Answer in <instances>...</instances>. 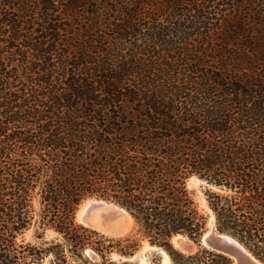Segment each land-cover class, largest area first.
Wrapping results in <instances>:
<instances>
[{
    "label": "trees",
    "instance_id": "trees-1",
    "mask_svg": "<svg viewBox=\"0 0 264 264\" xmlns=\"http://www.w3.org/2000/svg\"><path fill=\"white\" fill-rule=\"evenodd\" d=\"M192 174L216 187L218 230L264 261V0H0V264L87 247L114 264L76 220L91 196L178 253L174 235L208 228Z\"/></svg>",
    "mask_w": 264,
    "mask_h": 264
},
{
    "label": "rangeland",
    "instance_id": "rangeland-1",
    "mask_svg": "<svg viewBox=\"0 0 264 264\" xmlns=\"http://www.w3.org/2000/svg\"><path fill=\"white\" fill-rule=\"evenodd\" d=\"M189 188L193 192L194 198L199 208L207 215V218H208L207 226L209 228V221H208L209 215L212 214L213 211L211 212L208 195L211 191L215 190L216 187L210 184H207L206 182L201 181L199 182L198 185L192 186ZM201 195H203L205 200H207L206 204L208 205L210 209L207 207V205L205 206V204L201 202L200 200ZM76 213H77V210H76ZM76 220L82 223L83 225H85L82 221L78 219L77 214H76ZM100 234L105 236L104 238L106 239V244L112 245L110 247L108 257L110 258V261H112L114 264H163L162 262L163 254L161 251L155 248H152V249L150 248L146 250L145 254L147 258H146L145 263H141L139 258H131L135 254H137L140 251V249H142V247H144L146 242L150 243V241L147 238H145L142 235V233L139 232L138 225L135 226L134 230L131 233H129L128 235L120 236V237L109 236L102 232H100ZM57 236H58V233H56L52 229H48L46 231L45 239L38 238L36 234L34 233L33 228H30L24 234V238L26 239V241H32L33 243H38V244L45 240L55 238ZM56 241H58V239ZM190 242H192L193 249L189 251V250H185L177 246L174 240L172 239V244L175 247L176 251H178V253L164 246L161 247L157 244H152V243L150 244L156 247H159L163 251H165L170 256V259L173 262V264H198L195 259L188 257V255H195L197 252L201 253L202 256H204L206 259H209V261H211L212 259L213 263L220 260L218 257H215L213 255H210L209 253L202 251L204 248L209 249V250H213V249L208 248L204 244H199L198 241H195L192 239H190ZM90 250H92L91 247H87L81 258L73 256L71 252L67 250L68 258L73 264H76L77 262H79V264H91L93 262H101L102 261L101 255L99 253H94V252L91 253ZM87 252H90L91 256H88ZM179 252L182 253L184 256H181ZM213 252H218V251L213 250ZM51 258H52L51 256H46L42 261L34 262L33 264H49ZM88 259L90 260V262ZM177 260L183 261V262L177 263L176 262ZM233 260L234 259L230 257V262Z\"/></svg>",
    "mask_w": 264,
    "mask_h": 264
},
{
    "label": "water",
    "instance_id": "water-1",
    "mask_svg": "<svg viewBox=\"0 0 264 264\" xmlns=\"http://www.w3.org/2000/svg\"><path fill=\"white\" fill-rule=\"evenodd\" d=\"M193 175L198 176L200 179H202L204 182H206L207 184H209V182L200 177L197 174H192L190 177H192ZM190 177L188 178V181L190 179ZM90 198H95L97 200H100L101 202H108L112 205H115L116 207H114V212L108 214V215H104L101 218H96V216H92L89 212L90 207L88 209V211L86 212V219H88V217H92L93 222H89V223H85V220L82 221L86 226H89L97 231H101L102 230H107V231H120L124 228V224L122 223H115L114 219L115 216L118 214V211H125L127 213H129L130 215H132L130 213V211L123 206L122 204L111 200V199H106L103 197H97V196H91L86 198L85 200H83L80 204L79 207L77 209V217H78V211L80 209V206L88 199ZM97 203L92 204L91 206L95 205ZM133 216V215H132ZM134 217V216H133ZM135 218V217H134ZM212 218V215H209V228H207V230L200 236V238L198 239V243L199 244H204L205 246H207L208 248H211L213 250H216L218 252L224 253L226 255H229L230 257H232L234 260L231 261L228 264H264V261L258 259L248 248L245 247L244 244H242L235 236H233L232 234L228 233V232H222L220 230H218V228L216 227V220H215V216H213L212 220H210ZM79 219V218H78ZM80 220V219H79ZM136 220V219H135ZM81 221V220H80ZM137 222V221H136ZM212 228V233L211 234H207V231L209 229ZM103 233V232H102ZM177 235H181L184 238H187L190 241V238L183 233H178L176 235H174L172 237V239L177 236Z\"/></svg>",
    "mask_w": 264,
    "mask_h": 264
},
{
    "label": "bare ground",
    "instance_id": "bare-ground-1",
    "mask_svg": "<svg viewBox=\"0 0 264 264\" xmlns=\"http://www.w3.org/2000/svg\"><path fill=\"white\" fill-rule=\"evenodd\" d=\"M201 181H203V180L200 179L198 176L193 175L192 177H190V179L188 181V186L189 187L196 186ZM200 200H201L202 203L205 204V206L207 205L206 204L207 200H205L203 195H201ZM94 203H97V204L91 206ZM89 207L91 209V210H89L90 214L92 216H96V218L98 219V218H101L104 215H108V214L114 212L115 211L114 207H116V206L112 205V204H110L108 202H105V201L101 202L100 200H97L95 198H90V199L86 200L80 206V209L78 211V218L81 221L85 220V223L93 222V220H94V219H92V217L91 218L88 217V219H86L85 215H86V212L88 211ZM207 207H208V205H207ZM211 212H212V210H211ZM211 215H212V218H213V216H215L213 213ZM212 218L210 220H212ZM114 222L115 223L118 222V223H121V224L123 223L124 224V228L122 230H120V231H107V230H102V229H101V231L104 234L109 235V236H118V237H120V236L128 235L129 233H131L134 230L135 226H137V222H136L135 218L132 215H130L129 213H127L125 211H120V210L118 211V214L115 216ZM211 233H212V228L207 231L206 235L211 234ZM173 240L176 243V245L181 247L182 249L189 250V251L193 249L192 242H190L187 238H184L181 235L175 236L173 238ZM150 248L151 249L155 248V249H157V250L162 252V254H163L162 262H163V264H173V262L170 259V256L165 251H163L159 247L151 245L148 242H146L144 247H142V249H140V251L138 253L136 252L137 254H135L131 258H139L141 263H145L146 262V258H147L145 252H146V250H148Z\"/></svg>",
    "mask_w": 264,
    "mask_h": 264
}]
</instances>
